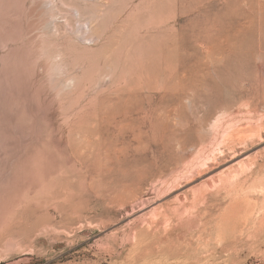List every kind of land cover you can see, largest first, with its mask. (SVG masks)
Listing matches in <instances>:
<instances>
[{
  "label": "rangeland",
  "instance_id": "rangeland-1",
  "mask_svg": "<svg viewBox=\"0 0 264 264\" xmlns=\"http://www.w3.org/2000/svg\"><path fill=\"white\" fill-rule=\"evenodd\" d=\"M0 264H264V0H0Z\"/></svg>",
  "mask_w": 264,
  "mask_h": 264
},
{
  "label": "bare ground",
  "instance_id": "bare-ground-1",
  "mask_svg": "<svg viewBox=\"0 0 264 264\" xmlns=\"http://www.w3.org/2000/svg\"><path fill=\"white\" fill-rule=\"evenodd\" d=\"M76 5H77V4H76ZM59 7H60V6H59ZM75 11H78V10H75ZM52 12H53V11H52ZM82 12H83V11H81V13H82ZM49 13H50V12H49ZM55 13H56V12H55ZM69 13H70V12H69ZM45 14H46V13H45ZM45 14H44V15H45ZM51 14H52V13H51ZM72 14H73V13H72ZM78 14H79V13H78ZM78 14H77V15H78ZM49 15H50V14H49ZM67 15H68V14H67ZM69 15H70V14H69ZM84 15H86V14H84ZM73 16H74V15H73ZM43 18H45V17H43ZM51 18H52V17H51ZM53 18H54V17H53ZM51 20H52V19H51ZM54 22H55V21H54ZM63 22H64V21H63ZM50 23H51V22H50ZM46 25H47V24H46ZM46 25H45V26H46ZM47 26H48V25H47ZM64 27H65V26H64ZM47 28H50V27H47ZM51 28H52V27H51ZM64 29H65V28H64ZM66 29H67V28H66ZM34 30H35V29H34ZM46 30H48V29H46ZM46 30H45V31H46ZM53 30H55V29H53ZM69 30H70V29H69ZM74 31H75V30H74ZM43 32H44V31H43ZM56 32H57V31H56ZM82 32H83V31H82ZM41 33H42V31H41ZM75 33H77V32H75ZM47 34H48V33H47ZM51 34H52V33H51ZM54 34H56V33H54ZM73 35H74V34H73ZM79 35H80V34H79ZM82 35H83V34H82ZM87 36H88V35H87ZM79 37H81V36H79ZM88 37H89V36H88ZM90 37H91V36H90ZM74 38H75V37H74ZM75 40H76V39H75ZM84 40H86V39H84ZM10 46H11V45H10ZM6 47H7V45H6ZM52 57H53V56H52ZM49 60H50V58H49ZM53 60H55V59H53ZM53 60H52V61H53ZM55 62H56V61H55ZM56 63H57V62H56ZM59 67H60V66H59ZM61 68H62V67H61ZM55 69H56V68H55ZM58 69H59V68H58ZM60 70H61V69H60ZM53 71H54V70H53ZM56 71H57V70H56ZM59 72H60V71H59ZM54 73H55V72H54ZM61 73H62V71H61ZM55 74H56V73H55ZM57 74H58V73H57ZM63 83H65V82H63Z\"/></svg>",
  "mask_w": 264,
  "mask_h": 264
}]
</instances>
